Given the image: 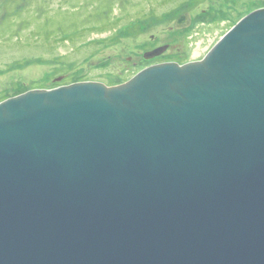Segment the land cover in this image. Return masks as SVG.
I'll return each instance as SVG.
<instances>
[{"label": "water", "instance_id": "1", "mask_svg": "<svg viewBox=\"0 0 264 264\" xmlns=\"http://www.w3.org/2000/svg\"><path fill=\"white\" fill-rule=\"evenodd\" d=\"M0 264H264V8L200 61L1 102Z\"/></svg>", "mask_w": 264, "mask_h": 264}, {"label": "rangeland", "instance_id": "2", "mask_svg": "<svg viewBox=\"0 0 264 264\" xmlns=\"http://www.w3.org/2000/svg\"><path fill=\"white\" fill-rule=\"evenodd\" d=\"M122 1L117 7L105 0H0V103L35 89L125 83L140 71L126 72V56L135 59L146 43L152 48L172 38L169 54H183L179 63L199 61L241 19L264 8V0ZM182 12L191 13L192 26L172 32ZM137 20L139 28L124 29ZM151 35L161 41L150 43Z\"/></svg>", "mask_w": 264, "mask_h": 264}, {"label": "flooded vegetation", "instance_id": "3", "mask_svg": "<svg viewBox=\"0 0 264 264\" xmlns=\"http://www.w3.org/2000/svg\"><path fill=\"white\" fill-rule=\"evenodd\" d=\"M119 1L123 2L122 0H105V2H113V4L117 7H119ZM186 13H190V12H182L178 15H176L175 17V21H174V24L173 26H170V30L172 32H178L177 30H175L174 26H175V23L176 21L178 20V18H180L182 15L186 14ZM151 19H153L155 21V24L156 22H160L159 20H157V18L154 16V15H151ZM141 20V19H140ZM141 21H144V20H141ZM139 22V20H137V23ZM192 22H193V17H192ZM137 23H134L133 25H129L127 27H125L124 29L127 30V32H129L131 29H135V28H139L138 24ZM129 30V31H128ZM144 30V29H143ZM181 32H184V31H179V33ZM169 37V36H168ZM109 37L105 38V40L101 39L100 42H106L108 41ZM150 43H158L161 41V39L159 37H156L154 35H151L150 36ZM171 39V40H170ZM169 40H165L164 43H160L158 45H155L154 47L152 48H147V45L148 43L140 46L141 50H139V54L136 56V58L134 59V57H132L130 54H128L126 56V69H128L126 72H128L129 70H142V69H145L147 67H151V66H154V65H158V64H162V63H169V62H174V61H182L184 59V55L183 54H177L176 52L173 53V54H169V51L171 50V48H173V41H172V38H170ZM166 47V50L163 52L162 55L158 56V57H155V58H152V59H146L145 58V55L156 50V49H160V48H165ZM166 55H170V59H163L164 56ZM176 56H178L176 58ZM121 57V55H120ZM183 58V59H182ZM188 62V61H187ZM103 65L105 63H102ZM103 65H101L100 67H103ZM126 82V81H124Z\"/></svg>", "mask_w": 264, "mask_h": 264}, {"label": "trees", "instance_id": "4", "mask_svg": "<svg viewBox=\"0 0 264 264\" xmlns=\"http://www.w3.org/2000/svg\"><path fill=\"white\" fill-rule=\"evenodd\" d=\"M138 24V23H137Z\"/></svg>", "mask_w": 264, "mask_h": 264}]
</instances>
